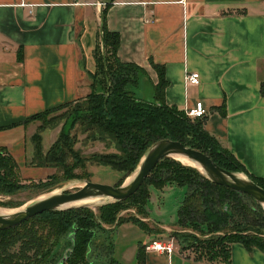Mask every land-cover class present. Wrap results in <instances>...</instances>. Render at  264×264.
Segmentation results:
<instances>
[{"label": "crops", "instance_id": "crops-1", "mask_svg": "<svg viewBox=\"0 0 264 264\" xmlns=\"http://www.w3.org/2000/svg\"><path fill=\"white\" fill-rule=\"evenodd\" d=\"M100 9L99 0H0V148L24 178L50 174L27 165V117L90 91ZM105 26L118 36L117 58L144 71L135 89L148 85V98L157 81L150 61L162 66L163 102L183 111L200 102L205 131L264 178V0H114ZM190 72L196 84L184 80ZM143 233V264H206L176 246L145 249L154 240ZM230 264H264V253L233 242Z\"/></svg>", "mask_w": 264, "mask_h": 264}, {"label": "trees", "instance_id": "trees-1", "mask_svg": "<svg viewBox=\"0 0 264 264\" xmlns=\"http://www.w3.org/2000/svg\"><path fill=\"white\" fill-rule=\"evenodd\" d=\"M113 1L99 0L98 31L102 51L97 56V44L94 45L95 69L89 74V93L81 99L34 113L24 121L41 122L36 127L39 131L55 118L48 121L52 112L66 108L67 130L61 132L48 149L39 151V132L30 136L31 141L33 138L37 143L32 146L27 165L53 168L54 172L44 179L23 183L13 157L0 148V195L26 190H35L34 195L49 191L57 169L61 170L58 181L88 180L90 174L85 167L89 165L108 167L127 175L147 146L165 138L204 153L222 169L243 172L264 189V178L247 173L230 152L205 131L203 118L191 119L183 110L163 102L166 81L162 66L150 61L157 75L152 86V101L135 97L138 75L144 71L133 63L121 62L116 56L118 36L105 26V12ZM260 93L264 95V83L260 84ZM76 126L86 133L88 139L103 141L113 150L81 155L73 147L75 138L70 134ZM123 176L115 185L121 183ZM146 185L154 189L165 185L183 188L173 225L191 232L184 236L192 240L188 244L182 243L179 249L189 251L193 259L206 264H230V244L233 242L240 243L246 250L255 247L264 253V210L253 198L215 184L195 168L165 157L154 165L138 189L121 201L95 206L93 210L89 207L47 210L1 229L0 264H55L62 256L64 259L60 264H88L90 245L97 230L112 231L122 221H131L141 230H149L141 219L118 215L121 205L129 202L128 208H133L135 214L148 216L143 212V206L149 203ZM22 203L0 201V205L7 207H18ZM60 239H64L62 246ZM143 246L137 245L138 264H143ZM57 253L60 256L55 258Z\"/></svg>", "mask_w": 264, "mask_h": 264}, {"label": "rangeland", "instance_id": "rangeland-1", "mask_svg": "<svg viewBox=\"0 0 264 264\" xmlns=\"http://www.w3.org/2000/svg\"><path fill=\"white\" fill-rule=\"evenodd\" d=\"M100 32L96 31L94 34V37L92 38V46L94 48V45L97 44V53L98 56L99 53L102 51L101 48V42H100ZM92 69H95V60L94 57L90 59ZM92 70V71H93ZM148 85L145 86V84L140 85L139 88H137L136 95L139 98H145V94L147 93ZM141 94V95H140ZM66 108L54 111L48 116L51 120L52 117H55L50 121L46 127L41 128V130L38 131L36 128L37 125L41 122L39 121H30L28 124L31 125L30 132L28 134V151L31 155L32 146H35V143L37 141L33 140L31 141V135L35 134L36 132H39L40 134V140H39V151L44 152L46 149H48L51 144L58 138L59 134L61 132H65L67 130V110ZM46 124V122H45ZM70 134L74 136V143L73 147L77 150H79L80 154L83 156H88L90 153L93 152H108L112 151L113 148L106 147L105 143L103 141H94L87 138L85 132H81L80 128L76 126V128L70 130ZM173 159V158H171ZM177 161L180 165L189 166L187 164H183L177 159H173ZM191 167V166H189ZM85 169L88 171L90 176L88 177L89 181L97 182V183H103V184H110L115 185L117 179L125 174L116 172L114 170H111L108 167L104 166H95V165H89L86 166ZM54 172L53 168H50L49 173L52 174ZM77 173V172H76ZM131 173V172H130ZM130 173L123 176L122 181L125 177H127ZM19 179L21 182L26 183L27 180H41L44 179L40 177H27L24 178L21 176V173L18 169ZM49 174V175H50ZM56 176L52 178V187L51 190H55L56 192L61 191V189H67L69 191L74 190L76 187L80 186L82 184V181L79 180H70V181H58L61 179V170L57 169L55 172ZM58 181V182H56ZM121 181V182H122ZM119 183V182H118ZM50 186V185H49ZM147 186V185H146ZM151 186H147V192L148 197L146 205L143 206L144 213H146L148 216L144 217L142 215L135 214V210L133 208H128V203L121 205V210L118 212V215H122L123 217L132 215L136 217L137 219L144 220L149 229L148 231H144L145 234L149 235V238H151L154 241H161L166 242L170 241L172 239L173 246H176V248H180L182 243L190 242L192 239L190 237L184 236L190 235L189 230L180 229V227L173 225V218L175 214V210L178 204V201L182 197V187H174L172 185H165L160 189H155L152 191ZM174 190L173 193L169 190ZM35 190H26L23 192H19L17 194L12 195H0V201L6 202L8 201H17V202H25L28 197L34 195ZM165 193L167 195H165ZM39 193H35L37 195ZM34 195V196H35ZM165 197V198H164ZM23 204V203H22ZM21 204V205H22ZM96 206V205H95ZM95 206L90 207L92 210ZM19 207V206H18ZM17 207H7L0 205V210L7 212V211H14ZM165 225V226H164ZM162 226V227H161ZM134 223L129 221H122L118 223V225L115 227L112 231L107 230H97L95 236L92 239V243L90 245V254L88 259V264H136L134 259V252L136 249V245L138 242H145L146 236L144 235L143 231L141 229L137 228ZM172 231H178L177 233H173ZM64 242V239H60V245L62 246V243ZM149 243V242H148ZM55 248V247H54ZM145 250V249H144ZM60 252V249L59 251ZM184 254H187L185 252ZM93 257H91V256ZM60 256V254H59ZM58 253L55 256V258H58Z\"/></svg>", "mask_w": 264, "mask_h": 264}, {"label": "water", "instance_id": "water-1", "mask_svg": "<svg viewBox=\"0 0 264 264\" xmlns=\"http://www.w3.org/2000/svg\"><path fill=\"white\" fill-rule=\"evenodd\" d=\"M136 93L137 90L134 88L136 98L143 101H152V88L148 98H139L136 96L138 95ZM171 155H179L195 163L198 167L196 165L189 166L195 168L209 181L250 196L264 210V189L255 184L243 172L222 169L213 163L204 153L187 147L179 141L165 138L156 140L146 147L134 169L119 185L103 184L83 179L65 180V182L79 180L82 181V184L72 191L61 189V191L56 192L50 189L49 191L39 193L23 202L15 211L6 215L0 214V230L15 226L27 218L47 210H65L75 207L90 208L95 205L99 206L121 201L138 189L150 170L159 160L165 157L175 159ZM95 197L101 198V200L91 204L81 203L70 205L76 201ZM63 259L64 256L55 264H60Z\"/></svg>", "mask_w": 264, "mask_h": 264}, {"label": "built area", "instance_id": "built-area-1", "mask_svg": "<svg viewBox=\"0 0 264 264\" xmlns=\"http://www.w3.org/2000/svg\"><path fill=\"white\" fill-rule=\"evenodd\" d=\"M184 80L188 83L196 84L198 82V74L196 72L186 73ZM184 113L191 119L203 118L205 109L202 107L200 102H196L194 107L186 109ZM173 245L172 239L170 241H166L165 243L161 241H152L151 243L145 245V249L149 248L157 252L169 254L175 249V246Z\"/></svg>", "mask_w": 264, "mask_h": 264}, {"label": "bare ground", "instance_id": "bare-ground-1", "mask_svg": "<svg viewBox=\"0 0 264 264\" xmlns=\"http://www.w3.org/2000/svg\"><path fill=\"white\" fill-rule=\"evenodd\" d=\"M172 157H174L175 159L179 160L180 162H182L183 164H187V165H196L195 163L189 161L188 159L182 157V156H179V155H171ZM197 166V165H196ZM198 167V166H197ZM55 192V191H54ZM43 197V196H42ZM101 198H87V199H84V200H80V201H76V202H73L71 203L70 205H73V204H81V203H87V204H91V203H95V202H98L100 201ZM15 211V210H14ZM13 212V211H11ZM10 213V211H7V212H4V211H1L0 210V214H3V215H6Z\"/></svg>", "mask_w": 264, "mask_h": 264}]
</instances>
